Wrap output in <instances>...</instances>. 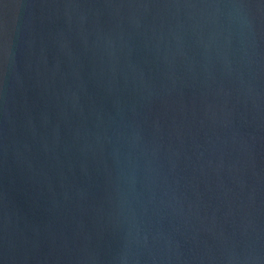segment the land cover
Returning <instances> with one entry per match:
<instances>
[{
	"label": "water",
	"instance_id": "obj_1",
	"mask_svg": "<svg viewBox=\"0 0 264 264\" xmlns=\"http://www.w3.org/2000/svg\"><path fill=\"white\" fill-rule=\"evenodd\" d=\"M0 264H264V0H0Z\"/></svg>",
	"mask_w": 264,
	"mask_h": 264
}]
</instances>
